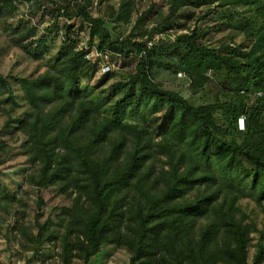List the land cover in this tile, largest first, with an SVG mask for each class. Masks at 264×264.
Listing matches in <instances>:
<instances>
[{
    "label": "trees",
    "instance_id": "trees-1",
    "mask_svg": "<svg viewBox=\"0 0 264 264\" xmlns=\"http://www.w3.org/2000/svg\"><path fill=\"white\" fill-rule=\"evenodd\" d=\"M31 1L0 0V8L14 13L19 2ZM87 1L74 12V0H45L59 16L80 18L88 29L86 34L66 22L60 30L53 23L68 45L54 65L37 77L0 73V103L5 98L10 106L28 107L7 124L28 136L27 153L36 168L31 184L57 185L72 198L62 218L66 256L90 264L108 244L125 249L128 264H263L264 228L250 262L256 226L246 222L240 201L249 195L264 200V0H168L156 35L173 29L185 7L244 8L220 16L235 22L251 43L218 48L203 41L200 28L158 41L131 34L114 38ZM134 6L133 0H121L112 17L129 23ZM84 38L124 61L136 59L135 72L95 94V87L83 83L99 68L86 57ZM174 54L176 71L191 87L216 81L221 96L195 103L157 81L156 62ZM151 98L165 106L156 118L158 134L119 116L129 107L138 112ZM114 100L113 116L105 115L103 108ZM39 226L36 253L47 239V222Z\"/></svg>",
    "mask_w": 264,
    "mask_h": 264
},
{
    "label": "rangeland",
    "instance_id": "rangeland-1",
    "mask_svg": "<svg viewBox=\"0 0 264 264\" xmlns=\"http://www.w3.org/2000/svg\"><path fill=\"white\" fill-rule=\"evenodd\" d=\"M74 2L72 11L76 12L79 4L88 1L74 0ZM133 2L136 10L129 23L117 21L112 17L113 11L119 8L121 0H105L102 4L100 0H91L92 5H89V8L95 17L105 19V26L114 38L131 34L136 40H148L153 37L152 41H158L166 36L175 39L181 33L200 28L206 32L203 41L212 47L218 48L227 43L247 46L251 43V39H248L235 22L220 16L223 10L226 15L235 14V9L242 12L244 10L242 7L212 6L210 9H207L209 6L185 7L174 18L173 29L156 35L155 26L168 14V0H133ZM17 6L18 11L14 13L0 8V73L5 76L12 74L20 77H37L64 55L68 45L64 42L62 33L57 34L54 22L60 30H63L64 24L68 22L74 24L76 30L80 25L79 31L88 33L86 25L80 18L68 19L59 16L57 9L45 0L19 2ZM33 26L37 28L34 29V35H30ZM80 35L83 37L82 33ZM86 40L87 38H84L82 42ZM97 42L98 40L95 39L94 43ZM111 58L110 61L114 65L109 71L112 73L110 77L103 71L102 62H98L99 68L93 78L83 81L84 84L89 83L95 87L97 95L104 91L108 92L109 86L126 80L128 74L135 72L136 59L124 61L115 55ZM159 62H156L154 73L156 80L164 87L180 92L195 103L213 102L221 96L220 85L216 84V81L199 90L191 87L188 77L183 72L176 71L179 65L176 54L159 58ZM14 88L16 93L20 92L17 82ZM119 94L117 98L122 95ZM4 99L0 103V264H84L76 256L71 258L66 256L67 251L63 248L60 239L66 233V225L62 218L66 209L71 206L72 198L61 192L57 185L38 188L31 184L30 178L36 168L27 153L28 136L7 124L9 118H14L28 107L25 104L11 105V107ZM113 104L115 100L103 108L105 115L113 116ZM164 108L163 103L151 98L148 103H143L138 112L131 111L129 107L120 109L119 116L125 122L146 124L153 133L158 134V125L161 122L158 123L156 118ZM240 204L242 214L246 215V222H253L256 226L251 234L252 242L249 247V260L252 262L258 251L259 230L264 228V200L258 203L249 195L243 198ZM46 222L44 236L47 239L43 240L39 252L36 253L34 248L38 245L39 223ZM50 235L54 237L52 240L48 239ZM129 259L130 255L125 249L104 244L92 257L90 264H128ZM153 264H175V262L156 261Z\"/></svg>",
    "mask_w": 264,
    "mask_h": 264
},
{
    "label": "built area",
    "instance_id": "built-area-1",
    "mask_svg": "<svg viewBox=\"0 0 264 264\" xmlns=\"http://www.w3.org/2000/svg\"><path fill=\"white\" fill-rule=\"evenodd\" d=\"M84 47L87 50L86 57L93 63L102 62L103 71L109 72L114 65L111 63L112 53L108 50H99L95 45H89L88 40L84 42ZM99 65V63H98ZM262 94L261 92L259 93ZM240 128H244V118H240L239 120Z\"/></svg>",
    "mask_w": 264,
    "mask_h": 264
}]
</instances>
